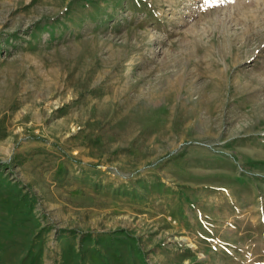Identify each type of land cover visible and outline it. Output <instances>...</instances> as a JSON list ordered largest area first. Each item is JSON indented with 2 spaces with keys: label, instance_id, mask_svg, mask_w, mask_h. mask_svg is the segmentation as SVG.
Wrapping results in <instances>:
<instances>
[{
  "label": "rangeland",
  "instance_id": "obj_1",
  "mask_svg": "<svg viewBox=\"0 0 264 264\" xmlns=\"http://www.w3.org/2000/svg\"><path fill=\"white\" fill-rule=\"evenodd\" d=\"M0 264H264V0H0Z\"/></svg>",
  "mask_w": 264,
  "mask_h": 264
}]
</instances>
